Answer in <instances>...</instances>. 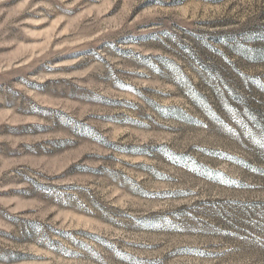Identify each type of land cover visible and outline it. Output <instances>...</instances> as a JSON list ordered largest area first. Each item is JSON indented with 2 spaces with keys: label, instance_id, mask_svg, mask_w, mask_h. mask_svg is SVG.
<instances>
[{
  "label": "rangeland",
  "instance_id": "obj_1",
  "mask_svg": "<svg viewBox=\"0 0 264 264\" xmlns=\"http://www.w3.org/2000/svg\"><path fill=\"white\" fill-rule=\"evenodd\" d=\"M0 264H264V0H0Z\"/></svg>",
  "mask_w": 264,
  "mask_h": 264
}]
</instances>
